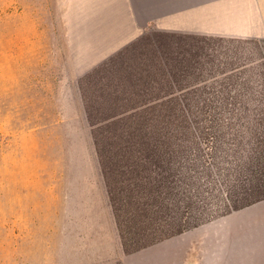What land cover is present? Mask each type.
<instances>
[{"label": "rangeland", "instance_id": "1", "mask_svg": "<svg viewBox=\"0 0 264 264\" xmlns=\"http://www.w3.org/2000/svg\"><path fill=\"white\" fill-rule=\"evenodd\" d=\"M62 11V0H0V264H261L253 251L262 231L248 221L264 196L249 190L251 198L243 200L241 187L232 192L216 150L226 139L211 130L198 152L201 224L126 251L87 115L93 110L96 122L114 111L107 102L109 111H100L95 94L104 85L84 81L109 72L103 65L114 55L100 63L80 60ZM160 33L148 31L138 54L151 51ZM248 40H208L210 53L222 61L205 74L207 92L263 89L258 72L264 52L257 46L264 40ZM242 100L226 98L211 109L242 107ZM233 113L219 110L218 124L249 132L245 121L227 120Z\"/></svg>", "mask_w": 264, "mask_h": 264}, {"label": "trees", "instance_id": "2", "mask_svg": "<svg viewBox=\"0 0 264 264\" xmlns=\"http://www.w3.org/2000/svg\"><path fill=\"white\" fill-rule=\"evenodd\" d=\"M157 36L148 53L138 54L143 45L140 39L103 65H110L106 68L109 72L102 75V69L84 78L104 85L95 94L102 102L100 111H109L104 104L112 103L113 115L101 121L92 120L93 110L89 108L87 115L128 253L201 224L197 221L201 207L196 186L203 163L198 152L202 136L209 130L210 134L222 133L226 139L216 150H221L227 165L224 174L220 170L232 192L241 187L246 191L243 200L251 198L249 190L264 196V87L236 94L206 91L205 74L222 61L210 53L213 45L208 40L231 38L175 33ZM257 48L264 52L263 45ZM126 54L131 57L126 58ZM259 60L258 73L264 86V55ZM119 61L121 69H117ZM129 62L135 65L125 66ZM238 96L246 97L242 100L246 105L211 109L217 102L238 100ZM219 110L234 111L227 120L245 121L249 132L223 128L218 124L222 122ZM233 136L236 138L232 140Z\"/></svg>", "mask_w": 264, "mask_h": 264}, {"label": "crops", "instance_id": "3", "mask_svg": "<svg viewBox=\"0 0 264 264\" xmlns=\"http://www.w3.org/2000/svg\"><path fill=\"white\" fill-rule=\"evenodd\" d=\"M62 10L80 60L94 63L148 31L264 40V0H62ZM254 208L248 223L260 227L262 235L254 237L261 245L253 252L264 264V201Z\"/></svg>", "mask_w": 264, "mask_h": 264}]
</instances>
